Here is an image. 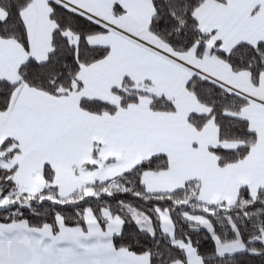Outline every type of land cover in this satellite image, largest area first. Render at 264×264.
<instances>
[{
	"label": "snow or ice",
	"instance_id": "1",
	"mask_svg": "<svg viewBox=\"0 0 264 264\" xmlns=\"http://www.w3.org/2000/svg\"><path fill=\"white\" fill-rule=\"evenodd\" d=\"M0 264H264V0H0Z\"/></svg>",
	"mask_w": 264,
	"mask_h": 264
}]
</instances>
